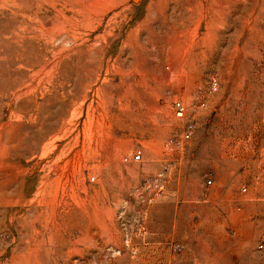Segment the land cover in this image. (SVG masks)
<instances>
[{"label":"rangeland","instance_id":"rangeland-1","mask_svg":"<svg viewBox=\"0 0 264 264\" xmlns=\"http://www.w3.org/2000/svg\"><path fill=\"white\" fill-rule=\"evenodd\" d=\"M0 264H264V0H0Z\"/></svg>","mask_w":264,"mask_h":264},{"label":"built area","instance_id":"built-area-1","mask_svg":"<svg viewBox=\"0 0 264 264\" xmlns=\"http://www.w3.org/2000/svg\"><path fill=\"white\" fill-rule=\"evenodd\" d=\"M216 80L212 79L211 81V89L215 90L216 89ZM201 104H204L203 102ZM172 109H173V113L177 118H184L187 114V107L186 104L184 103V101L180 98H175L172 101ZM195 120L192 118H187L184 122V126L181 130V137L183 139H189L191 138L194 130H195ZM134 158H140V153L136 152L134 153Z\"/></svg>","mask_w":264,"mask_h":264},{"label":"bare ground","instance_id":"bare-ground-1","mask_svg":"<svg viewBox=\"0 0 264 264\" xmlns=\"http://www.w3.org/2000/svg\"><path fill=\"white\" fill-rule=\"evenodd\" d=\"M201 16V15H200ZM55 26V25H54Z\"/></svg>","mask_w":264,"mask_h":264}]
</instances>
